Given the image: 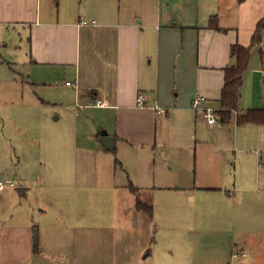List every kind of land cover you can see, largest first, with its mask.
I'll return each instance as SVG.
<instances>
[{"label":"crops","instance_id":"1","mask_svg":"<svg viewBox=\"0 0 264 264\" xmlns=\"http://www.w3.org/2000/svg\"><path fill=\"white\" fill-rule=\"evenodd\" d=\"M263 15L264 0H0V63L7 61V46L15 49L16 60L10 56L7 63L23 65L27 83L63 88L93 128L114 137L112 151L127 155L116 161L123 174L118 187L133 201L131 187L145 190L134 178L143 165L151 188L183 189L171 185L173 167L191 162L190 191L230 199L223 176L227 150L219 140L233 130L236 149L241 126V140L261 144L264 124L237 125L233 112L228 122L210 127L192 100L200 95L203 106L219 108L230 47L250 45ZM210 17L217 29L208 26ZM260 35L242 75L238 113L264 109V26ZM99 132L88 133L95 144Z\"/></svg>","mask_w":264,"mask_h":264},{"label":"rangeland","instance_id":"2","mask_svg":"<svg viewBox=\"0 0 264 264\" xmlns=\"http://www.w3.org/2000/svg\"><path fill=\"white\" fill-rule=\"evenodd\" d=\"M15 51L7 46V61ZM7 61L0 63V264H264V142L241 140V126L236 149L233 130L219 140L230 199L190 191L193 162L173 167L171 185L183 189L151 188L143 165L134 178L145 190L135 194L151 201L152 215L140 214L118 187L116 161L127 155L95 144L88 133L102 128L63 88L27 83L24 66ZM238 251L246 257L232 259Z\"/></svg>","mask_w":264,"mask_h":264},{"label":"trees","instance_id":"3","mask_svg":"<svg viewBox=\"0 0 264 264\" xmlns=\"http://www.w3.org/2000/svg\"><path fill=\"white\" fill-rule=\"evenodd\" d=\"M208 26L211 28H218L214 17H210ZM264 26V15L257 22L256 27L251 35V43L248 46H242L239 44H233L230 47V56L232 58V64L224 68L223 85L220 92L219 108L214 110V114L217 117V122L226 123L235 114V123L237 125L251 122L256 124H264V109L252 108L243 113H238V100L240 97V87L242 83V75L248 66L250 59L251 48L255 44L260 42L261 29ZM132 191H139L137 187H131ZM135 209L140 212H146L152 215V204L146 203L140 198L136 197Z\"/></svg>","mask_w":264,"mask_h":264},{"label":"built area","instance_id":"4","mask_svg":"<svg viewBox=\"0 0 264 264\" xmlns=\"http://www.w3.org/2000/svg\"><path fill=\"white\" fill-rule=\"evenodd\" d=\"M80 24H87V21L85 20H80ZM91 24H94V21H91ZM66 85H71L70 81L65 82ZM73 85V84H72ZM136 101L138 104L143 103V97L141 94H139L136 98ZM203 97L200 95H195V97L192 100V108L198 111H201V114L203 118L205 119L206 123L212 127L216 122H217V117L214 114V109L210 106H203ZM96 106L102 105V102L100 100H96L94 103ZM159 112H163L162 109H159ZM6 182L0 179V191L4 189ZM240 257H245L244 252H232L231 253V258H240Z\"/></svg>","mask_w":264,"mask_h":264},{"label":"water","instance_id":"5","mask_svg":"<svg viewBox=\"0 0 264 264\" xmlns=\"http://www.w3.org/2000/svg\"><path fill=\"white\" fill-rule=\"evenodd\" d=\"M98 141L102 144L104 148L107 150L114 149V137L107 134L105 129H101L98 136ZM16 190L21 194L25 195V188L24 187H16Z\"/></svg>","mask_w":264,"mask_h":264}]
</instances>
